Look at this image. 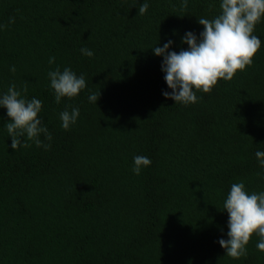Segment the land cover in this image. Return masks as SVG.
<instances>
[{
	"label": "trees",
	"instance_id": "1",
	"mask_svg": "<svg viewBox=\"0 0 264 264\" xmlns=\"http://www.w3.org/2000/svg\"><path fill=\"white\" fill-rule=\"evenodd\" d=\"M143 2L0 0V95L27 85L52 135L40 137L47 150L12 149L0 107V264H264L256 235L239 260L218 242L231 184L264 191V20L253 65L185 106L164 97L152 47L187 49L182 37L199 35L198 18L218 15L221 0H188L186 12L181 0H147L141 16ZM57 66L87 84L60 104L48 78ZM72 108L80 115L65 130L60 113ZM137 155L152 161L140 175Z\"/></svg>",
	"mask_w": 264,
	"mask_h": 264
},
{
	"label": "clouds",
	"instance_id": "2",
	"mask_svg": "<svg viewBox=\"0 0 264 264\" xmlns=\"http://www.w3.org/2000/svg\"><path fill=\"white\" fill-rule=\"evenodd\" d=\"M188 0H181V11L187 10ZM221 11L212 19L200 17L198 23L203 26L199 35L188 31L182 37V43L187 49L169 51L173 44L169 40L163 47H152L154 54L162 56L161 70L165 73L164 80L172 91H164L163 95L175 101V104L185 106L195 104L200 97L198 92L211 93L219 80L230 82L239 73L246 71L254 63V57L262 46V41L255 35L256 25L264 20V0H221ZM149 4L144 0L139 6L138 14L147 13ZM15 18L10 17L9 23ZM6 25L0 24V30ZM81 53L92 57L94 53L88 48H81ZM55 63V57L49 58V64ZM10 71H16L12 66ZM50 87L54 92L55 102L61 103L62 98L74 99L86 87L84 75L77 74L70 68L63 71L59 66L48 72ZM27 85L18 89L12 83L7 92L0 95V107L7 109L10 122L4 126L11 137V147H30L31 141L36 147L50 148L41 140V135L47 141L52 135L47 127L42 125L39 113L42 111V101L33 97L27 99ZM97 95L88 96L90 102H97ZM80 115L79 108L67 109L60 113L62 128L70 130ZM255 156L261 168H264V151H256ZM132 171L140 175L141 169L151 165L150 158L137 155L133 158ZM260 175V173H257ZM221 210L228 214L227 239H219V244L226 250L225 255L239 260L247 256V245L253 235L259 240L257 250L264 252V191L249 193L241 181L231 184Z\"/></svg>",
	"mask_w": 264,
	"mask_h": 264
}]
</instances>
